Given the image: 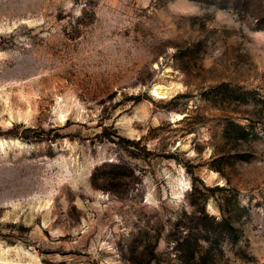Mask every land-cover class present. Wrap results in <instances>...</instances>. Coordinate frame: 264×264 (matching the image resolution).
I'll use <instances>...</instances> for the list:
<instances>
[{
  "label": "rangeland",
  "instance_id": "374dc122",
  "mask_svg": "<svg viewBox=\"0 0 264 264\" xmlns=\"http://www.w3.org/2000/svg\"><path fill=\"white\" fill-rule=\"evenodd\" d=\"M0 264H264V0H0Z\"/></svg>",
  "mask_w": 264,
  "mask_h": 264
}]
</instances>
